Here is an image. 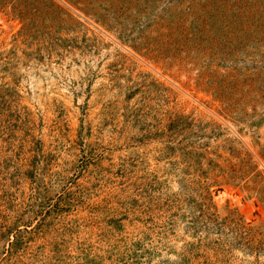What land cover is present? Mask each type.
<instances>
[{"label": "rangeland", "instance_id": "374dc122", "mask_svg": "<svg viewBox=\"0 0 264 264\" xmlns=\"http://www.w3.org/2000/svg\"><path fill=\"white\" fill-rule=\"evenodd\" d=\"M0 264H264V0H0Z\"/></svg>", "mask_w": 264, "mask_h": 264}]
</instances>
